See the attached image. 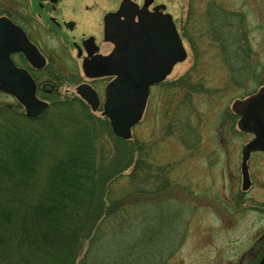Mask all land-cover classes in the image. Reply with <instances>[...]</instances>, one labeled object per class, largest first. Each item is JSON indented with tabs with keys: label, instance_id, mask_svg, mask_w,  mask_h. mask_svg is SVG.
Listing matches in <instances>:
<instances>
[{
	"label": "rangeland",
	"instance_id": "rangeland-1",
	"mask_svg": "<svg viewBox=\"0 0 264 264\" xmlns=\"http://www.w3.org/2000/svg\"><path fill=\"white\" fill-rule=\"evenodd\" d=\"M177 2L173 0L172 6ZM244 2L188 0V60L176 66L168 83L188 71L198 91L190 97L179 95L170 106V102L163 103L162 92L156 89L149 108L159 112L145 114L139 126L131 130L132 137L115 135L106 118L66 96L65 102L76 105L83 118L95 121L99 177L112 175L115 180L109 184V214L101 223L98 239L93 246L91 240L83 243L75 264H205L214 256V250L201 239L205 234L220 245L224 238L250 237L264 225V214L252 212L256 207L264 208V159L255 157L260 158V164L250 169L254 187L241 197L238 164L241 148L251 137L239 130L237 117L231 112L232 101L264 84V69L245 68L249 48L242 45V37L236 33L239 28L226 36L220 32L225 28L218 31L219 23L213 20L214 16L233 25L234 15L238 21L248 12ZM263 8L257 4L249 15L255 58H262L264 53V33L256 30L264 19ZM228 11L234 14L229 17ZM219 36H230L231 40L222 42ZM67 89L74 87L60 86V96ZM58 112L50 115L54 118ZM11 114L23 116L0 109V117ZM70 117L71 129V123L86 125L76 110ZM232 172L238 176L230 177ZM230 199L233 202L229 204ZM228 204L232 210L235 206L248 209V213L235 215V229L230 234L218 231L217 222L222 218L218 220L211 213L218 205Z\"/></svg>",
	"mask_w": 264,
	"mask_h": 264
},
{
	"label": "flooded vegetation",
	"instance_id": "flooded-vegetation-1",
	"mask_svg": "<svg viewBox=\"0 0 264 264\" xmlns=\"http://www.w3.org/2000/svg\"><path fill=\"white\" fill-rule=\"evenodd\" d=\"M172 1L0 0V109L27 117L29 107L40 108V114L29 118L36 120L56 111L69 96L92 111L80 93L86 90L96 97L93 112L106 118L110 128L111 117L123 120L132 137L131 130L145 114L159 112L149 108L156 89L162 92L163 103L171 106L179 95L190 97L199 88L188 71L168 83L176 66L188 60L189 52L185 35L188 0H178L173 6ZM250 1L244 2L247 14L238 21L234 15L233 25L214 16L213 20L219 23L218 31L225 28L220 32L226 36L239 28L236 33L242 37V45L249 48L245 68L264 69V53L262 58L252 57L249 20L264 0ZM228 13L229 17L234 14ZM258 26L256 30L263 34L264 19ZM219 38L231 40L230 36ZM62 85L74 89L60 96ZM231 103L237 127L251 137L241 148L238 164L242 197L254 187L250 169L260 164V158L255 157L264 159V84ZM221 176L224 179V174ZM233 176L238 174L232 172ZM232 202L230 199L229 204ZM229 204L218 205L211 213L222 218L217 222L218 231L230 234L235 229V215L248 213V209L235 206L232 210ZM252 212L264 214V208ZM201 239L214 250L213 258L205 264H264V225L250 237L224 238L220 245L212 242L209 234Z\"/></svg>",
	"mask_w": 264,
	"mask_h": 264
},
{
	"label": "trees",
	"instance_id": "trees-1",
	"mask_svg": "<svg viewBox=\"0 0 264 264\" xmlns=\"http://www.w3.org/2000/svg\"><path fill=\"white\" fill-rule=\"evenodd\" d=\"M73 110L85 126L71 129ZM58 111L0 117V264H75L109 214L115 180L99 177L95 121L71 103Z\"/></svg>",
	"mask_w": 264,
	"mask_h": 264
},
{
	"label": "water",
	"instance_id": "water-1",
	"mask_svg": "<svg viewBox=\"0 0 264 264\" xmlns=\"http://www.w3.org/2000/svg\"><path fill=\"white\" fill-rule=\"evenodd\" d=\"M80 93L84 94L86 96L89 104L91 105L92 110H95L96 106H97L95 94H93V92L91 94L90 92H87L86 90H80ZM245 103H243V105ZM40 112H41L40 108L29 107L27 109L26 115H27V117L33 118V117H36L38 114H40ZM246 113H247V109H246ZM110 120H111V125H112V131L114 134H116L117 136H119L123 139L130 137L128 125L124 126L123 120L118 121L112 117L110 118Z\"/></svg>",
	"mask_w": 264,
	"mask_h": 264
}]
</instances>
